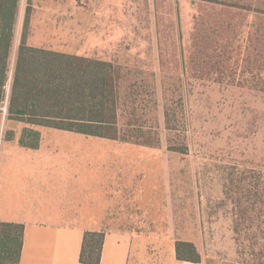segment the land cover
<instances>
[{
  "label": "rangeland",
  "instance_id": "rangeland-1",
  "mask_svg": "<svg viewBox=\"0 0 264 264\" xmlns=\"http://www.w3.org/2000/svg\"><path fill=\"white\" fill-rule=\"evenodd\" d=\"M28 4L29 45L121 65L120 136L140 145L134 154L143 157L134 160L141 187L171 191L179 234H203L207 264H264V34L253 31L264 15L205 0H19L11 75ZM210 41L218 42L211 63L219 71L195 59L196 50L210 51ZM6 113L0 109L7 137L0 143V192L5 160L13 189L0 214L20 218L31 204L20 210L22 199L38 189L17 188L43 185L19 142L25 127L37 125ZM41 137L46 150L68 156L85 136L44 128ZM145 139L150 145L133 141ZM87 147L118 145L93 140Z\"/></svg>",
  "mask_w": 264,
  "mask_h": 264
},
{
  "label": "crops",
  "instance_id": "crops-1",
  "mask_svg": "<svg viewBox=\"0 0 264 264\" xmlns=\"http://www.w3.org/2000/svg\"><path fill=\"white\" fill-rule=\"evenodd\" d=\"M4 128L0 123L1 144L7 138ZM31 128L40 133V143L35 148L21 149L27 154L29 168L39 166L43 185L17 188L38 189L22 199L20 210L27 202L31 204L19 213L20 218L0 214L2 222L24 226L18 264H83L79 254L86 231L104 233L100 264H207L203 234H179L180 214L174 212L171 191L143 189L139 184V160L134 158L143 156L134 153L140 145L44 126ZM44 128L85 137L74 140L75 148H70L68 156L55 155L57 150L44 148ZM16 137L19 138H10ZM93 140L101 144L113 142L118 148L93 150L87 147ZM9 162L4 161L1 175L6 182L0 192L4 209L10 206L6 203L7 189H13L6 174ZM179 240L193 242L201 261L178 259L175 244Z\"/></svg>",
  "mask_w": 264,
  "mask_h": 264
},
{
  "label": "trees",
  "instance_id": "trees-1",
  "mask_svg": "<svg viewBox=\"0 0 264 264\" xmlns=\"http://www.w3.org/2000/svg\"><path fill=\"white\" fill-rule=\"evenodd\" d=\"M205 1L236 9H254L264 15V0ZM18 5L19 0H0V107L6 100L7 118L30 126L127 141L128 139L120 136L118 122L120 81L126 76L120 69L121 65L29 45L26 37L30 4L25 9L14 70L10 74L9 56ZM230 8L224 7L221 10L227 11L231 16L234 11ZM211 25L218 28L220 23L213 20ZM260 29L264 34V20L253 31L259 32ZM208 43L210 51L196 50L195 59L206 65L205 68L219 71L220 65L211 63L214 54L220 53L218 42L215 45L212 41ZM165 115L168 117L167 110ZM128 126L134 127L132 122ZM39 138L37 130L25 127L19 142L24 147L35 148ZM133 141L136 144L150 145L147 139ZM173 148L170 146V149ZM174 150L186 152L187 148L182 146ZM23 227L21 223L0 221V264H18ZM103 240V232L86 231L82 238L79 261L83 264H100ZM175 248L178 259L201 261V255L192 242L176 241Z\"/></svg>",
  "mask_w": 264,
  "mask_h": 264
},
{
  "label": "built area",
  "instance_id": "built-area-1",
  "mask_svg": "<svg viewBox=\"0 0 264 264\" xmlns=\"http://www.w3.org/2000/svg\"><path fill=\"white\" fill-rule=\"evenodd\" d=\"M0 109L2 110L3 115H4L6 112V103H4V105L2 107H0Z\"/></svg>",
  "mask_w": 264,
  "mask_h": 264
}]
</instances>
